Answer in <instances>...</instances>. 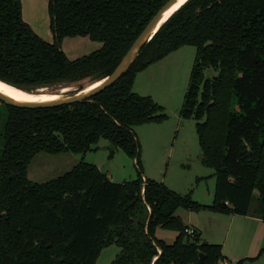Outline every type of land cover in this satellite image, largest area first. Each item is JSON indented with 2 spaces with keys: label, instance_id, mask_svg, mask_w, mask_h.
I'll list each match as a JSON object with an SVG mask.
<instances>
[{
  "label": "trees",
  "instance_id": "1",
  "mask_svg": "<svg viewBox=\"0 0 264 264\" xmlns=\"http://www.w3.org/2000/svg\"><path fill=\"white\" fill-rule=\"evenodd\" d=\"M165 1L48 0L50 41L23 19L21 0H0V80L26 90L99 80ZM73 36L101 46L70 58L61 44ZM185 44L195 57L180 114L195 119L201 161L213 168L211 204L145 177L132 128L166 117L159 103L133 91L136 74ZM208 67L217 73L205 77ZM0 103V264H94L112 244L119 251L110 264H219L221 244L187 233L176 209L247 215L257 190L264 213V0H186L127 71L89 99L37 108ZM101 137L135 160V178L112 181L85 161L46 181L27 177L36 153H86ZM157 227L177 230L174 241L158 239ZM261 253L264 245L255 257L224 264H254Z\"/></svg>",
  "mask_w": 264,
  "mask_h": 264
},
{
  "label": "rangeland",
  "instance_id": "2",
  "mask_svg": "<svg viewBox=\"0 0 264 264\" xmlns=\"http://www.w3.org/2000/svg\"><path fill=\"white\" fill-rule=\"evenodd\" d=\"M61 46L68 57L76 58L98 49L101 43L84 36H73L65 37ZM194 57L195 47L185 44L136 74L133 91L148 95L159 103L166 117L162 121L137 124L132 128L139 141V160L145 177L161 182L181 195L189 193L191 199L199 203L210 204L215 183L213 168L201 161L195 119L183 118L180 114ZM216 73L211 67L204 70L205 77ZM93 82L79 86L85 87ZM71 86L79 87L78 84ZM43 87L48 91L59 88L57 85ZM5 118L6 111L0 103V148ZM95 146L86 153L38 152L28 164L27 177L32 181H46L64 173L78 162L85 161L96 164L102 172L110 174L112 181L122 182L135 178V160L122 149L114 147L104 137L99 138ZM258 204V192L254 190L248 216L238 218L231 225L227 221L218 223L217 220L204 217L215 215L222 219L227 217L226 213L207 209L191 210L182 206L175 213L180 216L183 224L197 219L202 226V230H197L201 239L221 244L224 258L232 262L237 253L241 255L238 258L255 257L264 245V213L258 210ZM176 234L177 230L172 228L157 227L155 231V236L166 243L173 242ZM118 251L119 248L114 244L103 247L94 264H110ZM254 264H264V253L258 255Z\"/></svg>",
  "mask_w": 264,
  "mask_h": 264
},
{
  "label": "water",
  "instance_id": "3",
  "mask_svg": "<svg viewBox=\"0 0 264 264\" xmlns=\"http://www.w3.org/2000/svg\"><path fill=\"white\" fill-rule=\"evenodd\" d=\"M178 0H166L149 18L145 23L141 31L138 33L136 38L133 40L127 51L121 57L114 69L105 77L96 80V85L85 89V87H77L75 91H69L64 93L58 98L50 100H37V101H20L12 99L4 95L0 91V101L7 105L23 107V108H37V107H53L61 104H68L73 102H79L91 98L107 86L113 84L123 73L127 71L131 63L134 61L136 56L141 50V47L148 42L165 20L178 8H175L171 13L165 16L169 8L176 3ZM186 1V0H185ZM183 1V3L185 2ZM180 6V5H179ZM94 83V82H93ZM90 85V84H89ZM71 86V85H66ZM62 87V86H61Z\"/></svg>",
  "mask_w": 264,
  "mask_h": 264
},
{
  "label": "crops",
  "instance_id": "4",
  "mask_svg": "<svg viewBox=\"0 0 264 264\" xmlns=\"http://www.w3.org/2000/svg\"><path fill=\"white\" fill-rule=\"evenodd\" d=\"M47 5H48V0H21L23 19L31 26V28L38 35H40L42 38L43 37L46 38V40H49L50 36L52 37V35H51L50 30H49V16H48V11H47ZM107 175L109 176L110 174H107ZM201 204H203V203H201ZM225 216H227V217L220 219V218L216 217L215 215H204V217H208L210 219L217 220L218 223L221 221L222 222L227 221L230 225L233 222H235V220H238V218H244V217H247L248 215L241 216L238 214L226 213ZM185 225L192 227L195 230H198V229L202 230V226L200 225V223L198 222L197 219H193V220L191 219L190 222H188ZM203 241L211 242L212 240L206 239ZM222 248L223 247L221 246V250H222ZM236 255L234 256V260L237 259L238 257H241V255L238 253ZM234 260L232 261V263L234 262ZM223 262L226 263L228 261L224 258Z\"/></svg>",
  "mask_w": 264,
  "mask_h": 264
},
{
  "label": "bare ground",
  "instance_id": "5",
  "mask_svg": "<svg viewBox=\"0 0 264 264\" xmlns=\"http://www.w3.org/2000/svg\"><path fill=\"white\" fill-rule=\"evenodd\" d=\"M185 0H178L176 3H174L169 10L166 12L165 16H167L169 13H171L175 8L179 7ZM98 82H94L90 85H87L85 89H88L94 85H96ZM0 85H7V88H0V91L15 100L20 101H37V100H50L54 98H58L64 93H67L69 91H75L74 86H62L59 87L55 91H48L45 90L44 87H40L38 90H26L19 88L17 86H14L12 84H9L5 81L0 80ZM48 89V88H47Z\"/></svg>",
  "mask_w": 264,
  "mask_h": 264
},
{
  "label": "built area",
  "instance_id": "6",
  "mask_svg": "<svg viewBox=\"0 0 264 264\" xmlns=\"http://www.w3.org/2000/svg\"><path fill=\"white\" fill-rule=\"evenodd\" d=\"M225 203L227 204V202H225ZM185 231L189 234H192L194 232V229L192 227L187 226V227H185Z\"/></svg>",
  "mask_w": 264,
  "mask_h": 264
},
{
  "label": "snow or ice",
  "instance_id": "7",
  "mask_svg": "<svg viewBox=\"0 0 264 264\" xmlns=\"http://www.w3.org/2000/svg\"><path fill=\"white\" fill-rule=\"evenodd\" d=\"M0 88H7V85H0Z\"/></svg>",
  "mask_w": 264,
  "mask_h": 264
}]
</instances>
